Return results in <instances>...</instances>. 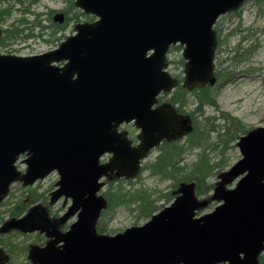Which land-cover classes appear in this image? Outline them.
Masks as SVG:
<instances>
[{"label":"water","instance_id":"95a60500","mask_svg":"<svg viewBox=\"0 0 264 264\" xmlns=\"http://www.w3.org/2000/svg\"><path fill=\"white\" fill-rule=\"evenodd\" d=\"M94 22L77 23L55 50L34 56L0 54V204L11 184L34 185L50 172L59 180L51 204L71 206L70 229L43 248L32 246V264H259L264 252V127L237 141L241 159L221 172L212 212L195 183L144 225L116 235L98 234L108 205L104 177L134 179L141 161L162 141L192 130L172 106L153 109L157 96L177 87L167 72L170 46L183 47L187 89L214 85L216 21L246 0H74ZM62 14L55 17L61 20ZM1 38V29H0ZM64 63L63 66L58 64ZM134 122V148L118 126ZM104 154L110 161L100 164ZM21 155L27 168L17 169ZM235 184L232 188L224 186ZM40 211L9 220L3 230L33 232ZM56 245H59L56 247ZM0 264L9 257L0 248Z\"/></svg>","mask_w":264,"mask_h":264},{"label":"rangeland","instance_id":"374dc122","mask_svg":"<svg viewBox=\"0 0 264 264\" xmlns=\"http://www.w3.org/2000/svg\"><path fill=\"white\" fill-rule=\"evenodd\" d=\"M75 2V1H74ZM244 7L235 12L227 13L220 17L215 23V30L217 32V27H220V37L222 44L224 45L223 52L219 54L218 59L220 62H224L221 68L226 69L225 73L227 77L222 78V88L219 90L216 102L218 104V111L207 106L203 109L205 118L215 117L217 127L219 125L223 126L224 123L220 121V111L228 114V117H235L239 122L244 124L247 131L252 128H262L264 127V0H247L244 3ZM74 5V3H73ZM36 13H45L46 21H44L45 26L50 28V33L53 35L44 38H36L33 41L28 42H17L8 43L3 39L4 36L0 38V53L4 54H15L18 56H29L34 54L45 53L46 51H51L55 49L65 38L69 35L74 34L75 23V11L72 9V4L70 0H38L36 6L33 7ZM59 13H63L65 17V22L63 25H59L53 22V18ZM83 22V20L79 21ZM10 23V22H9ZM4 29L5 25H1ZM59 32V33H56ZM56 33V34H55ZM2 35V34H1ZM48 39V42H46ZM5 48V46H8ZM221 44V46H222ZM240 45L239 52L237 54H244L241 61L232 60L234 50ZM181 47H175L171 49L172 51L167 56L168 67L167 70L170 74L176 75L178 85L183 84L185 77L184 63L185 60L182 58L183 50ZM219 50L217 51V53ZM218 61L216 60L215 64ZM179 87V86H178ZM177 89V88H176ZM175 91L172 92L167 97L172 96L171 100L175 98ZM176 96H178L176 94ZM181 98V97H179ZM195 95L187 94L186 99L189 103L185 109V112H189L196 108L195 105ZM171 102V101H170ZM186 102V103H187ZM194 104V105H193ZM198 124L201 123L202 117L199 114L195 115ZM218 118V119H217ZM220 118V119H219ZM229 127V124L226 125ZM215 135H212L209 142H213ZM186 138L179 141L177 144L179 146H184ZM238 141V140H237ZM236 141V142H237ZM234 145L235 142L233 143ZM207 145V144H203ZM165 150L170 149L169 146L163 145ZM231 148V147H230ZM188 151V152H187ZM185 153L178 155L184 161L180 163V168H185L188 165L189 168L196 163L197 154L200 150H191L188 148ZM219 151H210L209 155L212 161H218L220 158ZM155 153V152H153ZM225 155L230 157L229 165L221 171L229 170L233 164L241 159L239 150L237 147L231 150H227ZM19 165V166H18ZM155 166L157 162L154 163L146 160L144 166ZM20 170L25 167L24 164L20 162L17 163ZM186 170V171H185ZM188 168L184 169L187 172ZM220 173H214L206 178V182L212 185V191L206 196L199 197L201 200L199 202L211 203L213 198V192L216 186L220 185ZM59 180L58 173H52L45 180H40L30 185L29 187H23L18 181L12 184L8 197L0 204V247L6 250L10 264H30L27 260L28 251L32 246L43 245L45 243L44 234L38 232L22 233L20 230L11 229L10 232L3 233V226L12 219H19L20 217H25L36 207H45L48 209V218L53 219L51 214L57 216H62L71 206V200L62 197L58 202L54 204H49L50 193L56 188L55 183ZM103 181H106L103 179ZM113 182L107 181L104 187L100 190V194L104 198L115 193V191H121L122 193L132 192L135 198L146 196L151 201H156L157 214L160 209L168 206L166 201L167 197H172V192L178 187V182H175L172 178L164 179L161 173L155 175L152 173L151 169L140 172L131 183L125 182L124 180H111ZM125 182V183H122ZM187 184V183H186ZM190 184V182L188 183ZM226 187V186H224ZM172 202V200H171ZM170 202V203H171ZM218 203L212 202L207 207L204 208L200 214H207L212 212L213 208ZM18 212L19 215H16ZM25 212L24 215H22ZM51 212V213H50ZM111 219L109 215L105 213L104 220L100 224H104L106 232L110 235L117 234V232H122L131 226H138L147 223V221L152 217L148 218L142 215L139 210L138 205H131V207L119 206L116 211L113 212ZM14 214V215H13ZM154 215V214H153ZM77 216L70 218L66 224L69 225L74 223ZM15 230V231H13ZM264 255V252L261 254ZM260 255V256H261Z\"/></svg>","mask_w":264,"mask_h":264},{"label":"trees","instance_id":"16d2710c","mask_svg":"<svg viewBox=\"0 0 264 264\" xmlns=\"http://www.w3.org/2000/svg\"><path fill=\"white\" fill-rule=\"evenodd\" d=\"M38 0H0V27L1 25H5V28L2 29V36L5 41L8 43H17V42H28L33 41L36 38H44L49 37L51 34L48 31V27L45 26L44 21H46V14L36 13L33 10V7L36 6ZM74 0L71 1L72 9L75 11V21L79 22L81 20L86 21L90 18L89 15H85L82 11H79L74 5ZM10 22V23H9ZM57 33V32H56ZM55 33V34H56ZM53 36V35H52ZM48 42V39H46ZM8 45V44H7ZM5 46V48H8ZM240 45L237 46V49L234 50L232 60L241 61L245 59L243 57L244 54H237L240 49ZM219 52L216 54L217 63L215 65V80L217 84L215 86L207 85L205 88H196L195 90V105L196 108L191 110L190 115L192 119V123L194 124V129L192 132L187 134V138L185 140L184 146H179L176 144H166L170 146V149L167 151L166 158L164 160H160L157 162L155 166H144V171L151 169L152 173L157 175V173H161L162 178H172L178 184L195 182L197 188V196H206L211 192L212 185L207 184L206 178L207 176L220 173L221 170L227 168L229 165L230 157L225 155L227 150L234 149L236 145L233 143L236 142L242 134L247 133V130L244 127L242 122H239L235 117H228V114L220 111V121H224V125H219L217 127L215 121V117L205 118L203 109L207 106L215 108L217 111L219 109L218 104L216 102V98L218 97L219 90L222 88V78L227 77L225 73L226 69L221 68L224 62H220L218 59ZM175 93L178 95L172 100L170 99L172 104H178L180 106L181 112L186 109L189 104L186 99V95L188 94L187 90L179 86L175 89ZM181 97V98H179ZM187 102V103H186ZM194 105V104H193ZM199 114V117H202L201 123L198 124L195 115ZM218 119V118H217ZM229 124V127L226 125ZM212 135H215L213 142H209ZM203 144H207L206 146ZM231 147V148H230ZM200 150L196 155L197 160L191 168L187 167V172L184 171L185 168H180L178 164H173L174 156L181 155L185 153L187 150ZM220 158L218 161L213 162L210 157V151H219ZM188 152V151H187ZM178 165V166H177ZM131 183L132 180L125 181ZM122 182V183H125ZM179 186V185H178ZM172 197H167L166 201L169 203ZM108 207L103 212V216L105 213L109 215V219H111L113 212L116 211V208L119 206H128L138 205L139 210L142 212V215L146 218L148 216H152L155 212H157L156 201H151L146 196H141L135 198V195L132 192L122 193L121 191H115V193H111L107 197ZM18 212L16 215H19ZM14 215V214H13ZM102 216L101 222L104 220ZM101 225V224H100ZM106 228L100 229V231H105ZM259 264H264V255L260 256Z\"/></svg>","mask_w":264,"mask_h":264},{"label":"flooded vegetation","instance_id":"af4514ba","mask_svg":"<svg viewBox=\"0 0 264 264\" xmlns=\"http://www.w3.org/2000/svg\"><path fill=\"white\" fill-rule=\"evenodd\" d=\"M70 1H72V0H70ZM59 14H62L63 15V13H59ZM90 16V18H88L86 21H83V22H94L95 21V19L93 18V16H91V15H89ZM55 17H56V15L54 16V18H53V22H56V23H58L59 25H63L64 24V20H65V17H64V15H63V18L61 19V20H55ZM216 27H217V37H218V39H217V43H216V54H217V51L219 50V54L220 53H222L223 52V48H221V47H223L224 45V43L222 44V40H221V37H220V27H218L217 25H216ZM48 31L50 32V28L48 29ZM57 33H59V32H57ZM49 34H51V33H49ZM74 34H72V35H69V36H67V37H70V36H73ZM51 36H52V34H51ZM53 37V36H52ZM66 37V38H67ZM222 41V42H221ZM221 44H222V46H221ZM175 47H180L179 45H173V46H171V47H169V51H168V53H167V56H168V54L172 51L171 49H173V48H175ZM182 50V49H181ZM215 59H216V57H215ZM217 60V59H216ZM63 64L64 63H60V64H58V66H63ZM185 64V63H184ZM172 75V77L174 78H177L178 79V77L176 76V75H173V74H171ZM178 81H179V79H178ZM217 84V82L214 84V85H212V86H215ZM207 85H209V84H207ZM178 86H181L182 88H184V89H186L187 90V92L189 93V94H191V95H195V90H196V88H199V87H196V88H194V89H187L186 88V86L184 87V85L183 84H181V85H178ZM178 86L176 87V88H178ZM211 86V85H210ZM205 87H207V86H204V87H200V88H205ZM175 88V89H176ZM175 89L174 90H172L171 92H164V93H161L159 96H157V99H156V103H155V105H154V107H153V109L154 108H156V107H160V106H164L165 104H168V105H170V106H172L173 107V109L175 110V112H177L178 114H180V115H183V116H188V118H189V120H190V122H191V124L193 125V127H192V130L190 131V132H192L193 131V129H194V124L192 123V119H191V115H190V113H188V112H185V110H183L184 112H181V110L179 109L180 108V106L178 105V104H172L171 102H170V99L172 98V96H171V98L170 97H167L168 95H170L172 92H174L175 91ZM194 100H196V98L194 99ZM190 112V111H189ZM118 132L121 134V138L123 139V138H126L127 140H128V142L130 143V146L131 147H135V146H137L138 144H139V142H140V140H139V135H140V133H141V130L137 127V126H135L134 125V122H131V123H126V122H124L123 124H121L120 126H118ZM189 132V133H190ZM184 138H187V136L186 137H184ZM184 138H180V139H177V140H171V141H162L159 145H157L156 146V148H154V149H152V150H150L149 152H148V154L146 155V159L145 160H143V161H141V163H140V172L142 173L143 171H144V162L146 161V160H148L149 162H150V164L152 163V162H154V163H156V162H158V161H160V160H164L165 158H166V155H167V151H168V149L167 150H165L164 149V147H162L161 148V146H163V145H166V144H176L177 142H179V141H181L182 139H184ZM170 147V146H169ZM153 152H155V153H153ZM26 158V156L25 155H21L20 156V158H19V160L17 161V163L18 162H20L21 164H24V168H23V170H21L23 173L25 172V170H26V164L25 163H22V161L24 160ZM112 158V155L111 154H105V155H103V157H100V159H99V163L100 164H103V163H106L107 161H110V159ZM180 161H184V159H182L181 157H179V156H174V162H173V164H176V163H180ZM181 162V163H182ZM179 166H180V164H178ZM177 165V166H178ZM19 166V165H18ZM140 172H139V174H140ZM52 173H54V172H51L50 173V175L52 174ZM138 174V175H139ZM49 175V176H50ZM49 176H47L46 178H48ZM45 178V179H46ZM114 178H116L115 177V175H111V178H110V180H109V182H113V181H111V180H114ZM45 179H42V180H45ZM105 180V179H104ZM107 182V181H106ZM21 183V182H20ZM56 185V184H55ZM179 186H180V184H179ZM179 186L176 188V190H174L173 192H172V196H173V199L176 197V196H178L179 195ZM196 188V187H195ZM55 190V189H54ZM54 190H52L51 191V193L54 191ZM196 192H197V188H196ZM50 193V198H49V204L51 205V196H52V194ZM173 199H171V200H173ZM59 201V200H58ZM57 201V202H58ZM171 202V201H170ZM169 202V203H170ZM56 203V202H55ZM168 203V204H169ZM54 204V203H53ZM167 206V205H166ZM40 211V213H41V217L39 218V219H37V221H36V227H37V229L35 230V231H33V232H38V233H40L41 235L42 234H44V237H45V243L41 246V245H36L37 247H41V248H43V246H45L47 243H50V242H53V240H55L56 238H58V236L59 235H61V234H63L64 232H66L67 230H69V228H70V224L69 225H67L66 224V222L68 221H65V222H62V216H57V215H55V214H51V216L53 217V219H49L48 218V216H49V214L47 213L49 210L48 209H46L45 207H36V208H34L30 213H33V212H36V211ZM48 210V211H47ZM51 213V212H50ZM25 214V212L22 214V215H24ZM29 215V214H28ZM64 216V215H63ZM103 216V215H102ZM101 220H102V218L97 222V224H96V230H97V232L98 233H100V234H108L107 232H106V229H105V231L103 230V231H100V229H104L105 228V225L103 224H101L100 225V223H101ZM10 231H11V229H10ZM10 231H5V230H3L2 229V232L3 233H7V232H10ZM13 231H15V230H13ZM22 233H29V232H23L22 231ZM59 245H56V247H58ZM31 250V249H30ZM30 250L28 251V254H29V252H30ZM7 253V252H6ZM27 260H28V256H27ZM28 262L30 263V264H32L31 263V261L30 260H28Z\"/></svg>","mask_w":264,"mask_h":264}]
</instances>
